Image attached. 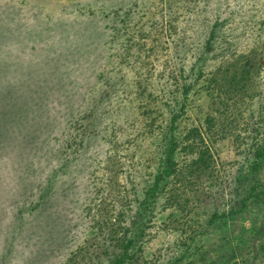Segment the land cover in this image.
Returning <instances> with one entry per match:
<instances>
[{"label": "rangeland", "instance_id": "rangeland-1", "mask_svg": "<svg viewBox=\"0 0 264 264\" xmlns=\"http://www.w3.org/2000/svg\"><path fill=\"white\" fill-rule=\"evenodd\" d=\"M263 150L264 0H0V264H264Z\"/></svg>", "mask_w": 264, "mask_h": 264}, {"label": "trees", "instance_id": "trees-1", "mask_svg": "<svg viewBox=\"0 0 264 264\" xmlns=\"http://www.w3.org/2000/svg\"><path fill=\"white\" fill-rule=\"evenodd\" d=\"M176 147H177V145L175 144V142H173L171 144V147H170L169 151H168L167 161H168V163H169L170 166L172 165V162H173V159H174ZM263 153H264V150H263ZM169 173H170V170L168 171V174ZM159 184H160V181H157L155 183V188L159 187ZM117 264H121V262H118Z\"/></svg>", "mask_w": 264, "mask_h": 264}]
</instances>
